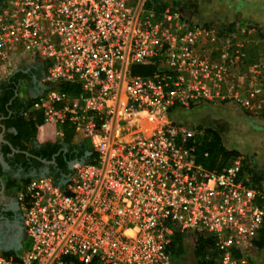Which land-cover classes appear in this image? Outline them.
I'll return each instance as SVG.
<instances>
[{"label":"built area","instance_id":"2783aa9c","mask_svg":"<svg viewBox=\"0 0 264 264\" xmlns=\"http://www.w3.org/2000/svg\"><path fill=\"white\" fill-rule=\"evenodd\" d=\"M148 1L0 7V81L42 65L45 90L33 109L59 141L68 128L90 148L59 181L47 175L20 185L24 238L19 250L0 248V264H176L169 250L178 232L213 238L222 251L216 264H244L258 240L264 179L242 178V158L205 169L191 145L198 131L171 118L192 105L240 100V81L205 51L220 30L192 25L170 6L147 10ZM154 65L151 76L132 74ZM252 74L244 107L262 92Z\"/></svg>","mask_w":264,"mask_h":264},{"label":"rangeland","instance_id":"374dc122","mask_svg":"<svg viewBox=\"0 0 264 264\" xmlns=\"http://www.w3.org/2000/svg\"><path fill=\"white\" fill-rule=\"evenodd\" d=\"M169 1L158 0L157 3L162 5ZM254 2L264 5V0ZM178 5L186 10L187 19L192 25L208 24L211 27L215 23H237L230 30V34H225L222 28L214 27L212 30H220V33H215L219 41L213 43L207 40L205 51L217 52V58L221 57L229 67L233 77L231 82L240 81V100L200 104L192 110L174 113L172 121L179 126H197L218 131L227 147L241 153L242 162L245 160L251 170L264 176V24H260V19L248 16L242 11L244 6L250 5V0H179ZM251 23L252 26L249 27ZM237 57L240 59L237 60ZM254 70L259 75L255 83L261 86L262 92L254 100H249V106L244 107L242 101L250 98V82ZM30 91L32 88L26 89L23 86V98L34 97ZM28 93L29 96H26ZM22 246L25 251L29 248V243L25 242ZM185 249L177 264H198L193 255L191 241L185 242ZM244 257V264H264V249L259 251L253 248Z\"/></svg>","mask_w":264,"mask_h":264},{"label":"trees","instance_id":"16d2710c","mask_svg":"<svg viewBox=\"0 0 264 264\" xmlns=\"http://www.w3.org/2000/svg\"><path fill=\"white\" fill-rule=\"evenodd\" d=\"M5 0H0V7L2 6ZM199 1V0H197ZM208 1V0H200ZM158 0H150L146 3L147 10H155L162 12L167 7H172V9L181 12L185 20L187 19L186 10L182 9L179 4V0H170L168 3H157ZM206 28H222L225 34H230V30L234 29L237 26V23L233 24H211L209 27L208 24H203ZM252 26L249 24V27ZM222 36V35H221ZM220 36V37H221ZM158 65L154 66H136L132 68V74L138 76H151L157 72ZM20 72L15 73L10 79V85L4 87V90L9 95L5 100L1 101L0 110L7 117L8 113L5 110L8 102L15 95L16 90L18 89L19 83L24 76ZM3 84V81H0ZM14 83V84H12ZM62 91L69 94L71 97L80 96L81 90L77 87H71L65 85L62 87ZM36 99L27 100L25 103L22 98H16L14 100L13 106L9 107L13 109L16 105H20V108L23 109V114L17 120H8L1 122L6 125L7 131L13 129L15 133H8L6 140L9 141L13 147L21 152H26L31 155L36 160H41L47 163L54 162L57 164V167L64 170V174L67 172V163L73 161H82L86 159V155L89 151V146L86 143H75L74 132L71 129H65V136L62 141H59L53 130L45 126L44 123V114L41 111H36L33 109ZM195 106L192 105L189 110H192ZM181 110H176L173 112L177 113ZM171 114V117L172 115ZM1 116V115H0ZM173 119V118H172ZM193 129L198 131V137L195 139L193 145L195 149L196 160L198 164L203 166L209 171H222L223 169L229 167L236 159L241 158V153L236 150L226 146L222 134L218 131L211 128H202L195 127ZM7 151L9 149L6 148ZM64 150H67V153H63ZM243 160V167L241 176L249 178L250 182L258 183L264 179L263 174L257 173L251 170ZM66 170V171H65ZM55 180L59 181L60 176H52ZM31 179L25 181L29 182ZM189 240L193 243V255L198 264H216L222 255V251L216 247V242L213 238L204 237V236H195L190 234H182L178 232L174 241L170 247V254L172 255L176 264L179 262L181 257L184 255L185 242ZM263 250L264 249V228L260 232L258 240L252 245L249 249ZM248 250V251H249ZM247 251V252H248ZM235 256L239 257L240 253L235 252Z\"/></svg>","mask_w":264,"mask_h":264},{"label":"flooded vegetation","instance_id":"af4514ba","mask_svg":"<svg viewBox=\"0 0 264 264\" xmlns=\"http://www.w3.org/2000/svg\"><path fill=\"white\" fill-rule=\"evenodd\" d=\"M18 72L25 78L20 81L15 95L5 107L8 116L5 117L0 110V140L4 141H0V248L7 251H14L24 238V220L17 198V189L20 185L29 179L43 175L60 176V178L68 175L64 174V170L57 167L54 162L36 160L26 152L17 150L6 140L7 134L15 133V131L13 129L7 131L6 125L1 122L17 120L24 115L20 105H16L13 109L9 108L13 106L14 100L22 98L26 103L27 100L37 99L45 90L43 83L45 68L42 65L24 66ZM10 79L3 81V84L0 83V104L9 95L4 87L11 84ZM23 86L26 89L32 88L30 92L34 97L23 98ZM29 93L26 96H29ZM63 153H67V150ZM71 163H67V172H70Z\"/></svg>","mask_w":264,"mask_h":264},{"label":"crops","instance_id":"0c3cea01","mask_svg":"<svg viewBox=\"0 0 264 264\" xmlns=\"http://www.w3.org/2000/svg\"><path fill=\"white\" fill-rule=\"evenodd\" d=\"M248 6V7H247ZM247 6H244V9H242V11H244V14L248 15V16H252L254 18H258L260 19V24L264 22L263 19H264V5H260V4H256L254 2V0H250V5H247ZM259 14V15H257ZM256 21V20H255ZM257 22V21H256ZM255 22V23H256ZM254 23V22H253ZM258 23V22H257ZM32 66V65H31ZM35 66V65H34ZM41 177V176H39ZM21 244V241L20 243ZM21 249V245L19 246V248L17 250Z\"/></svg>","mask_w":264,"mask_h":264},{"label":"water","instance_id":"95a60500","mask_svg":"<svg viewBox=\"0 0 264 264\" xmlns=\"http://www.w3.org/2000/svg\"><path fill=\"white\" fill-rule=\"evenodd\" d=\"M1 142H4L2 139L0 140ZM90 156V155H89ZM45 176V175H43ZM42 177V176H41ZM20 244L17 246V248L15 250H17L19 248Z\"/></svg>","mask_w":264,"mask_h":264}]
</instances>
